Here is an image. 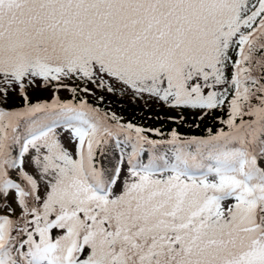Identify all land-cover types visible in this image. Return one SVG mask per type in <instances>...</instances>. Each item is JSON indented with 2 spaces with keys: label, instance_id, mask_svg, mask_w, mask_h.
Segmentation results:
<instances>
[{
  "label": "snow or ice",
  "instance_id": "6c2138e0",
  "mask_svg": "<svg viewBox=\"0 0 264 264\" xmlns=\"http://www.w3.org/2000/svg\"><path fill=\"white\" fill-rule=\"evenodd\" d=\"M0 264H264V0H0Z\"/></svg>",
  "mask_w": 264,
  "mask_h": 264
},
{
  "label": "rangeland",
  "instance_id": "374dc122",
  "mask_svg": "<svg viewBox=\"0 0 264 264\" xmlns=\"http://www.w3.org/2000/svg\"><path fill=\"white\" fill-rule=\"evenodd\" d=\"M100 93L98 92V95ZM36 94H34L35 96ZM43 98H48L51 95L50 91L39 93ZM59 95L62 98H69L71 93L66 90H61ZM90 103H94L95 99L91 96L88 97ZM13 103H18L13 99ZM106 109L117 112L125 121H132L137 125H146L145 129H153L152 125L158 121L160 123H175L180 127H185L188 130H195L197 127L204 125L207 122L219 123L217 117L225 113L220 111H212L204 119L199 118V110H172L160 104L145 102L144 100L130 99L127 96H113L106 95L103 104L100 105ZM183 119H180V116ZM169 117H176L175 120ZM220 124V123H219Z\"/></svg>",
  "mask_w": 264,
  "mask_h": 264
},
{
  "label": "trees",
  "instance_id": "16d2710c",
  "mask_svg": "<svg viewBox=\"0 0 264 264\" xmlns=\"http://www.w3.org/2000/svg\"><path fill=\"white\" fill-rule=\"evenodd\" d=\"M71 97V95H70ZM69 97V98H70ZM19 103V102H18ZM144 128H146V125H140ZM221 125L219 123H215V122H207L202 126L197 127L195 130H188L185 127H180L178 125H176L175 123H160L158 121L154 122L152 125L153 129H160V132L162 133V135H157L154 132H149L148 135L152 138V139H166L168 138L170 132L172 129H176V131L178 133H180L182 136H192V135H205L207 132L208 128H219Z\"/></svg>",
  "mask_w": 264,
  "mask_h": 264
}]
</instances>
